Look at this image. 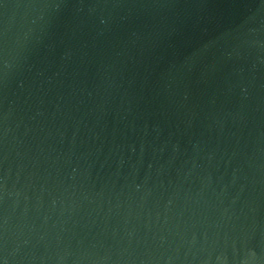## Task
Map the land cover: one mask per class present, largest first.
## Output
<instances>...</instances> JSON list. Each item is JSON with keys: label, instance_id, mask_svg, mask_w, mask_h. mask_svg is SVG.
<instances>
[{"label": "water", "instance_id": "obj_1", "mask_svg": "<svg viewBox=\"0 0 264 264\" xmlns=\"http://www.w3.org/2000/svg\"><path fill=\"white\" fill-rule=\"evenodd\" d=\"M0 264H264V0H0Z\"/></svg>", "mask_w": 264, "mask_h": 264}]
</instances>
